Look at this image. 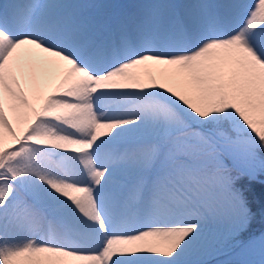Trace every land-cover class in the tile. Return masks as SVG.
Listing matches in <instances>:
<instances>
[{
    "label": "snow or ice",
    "instance_id": "6c2138e0",
    "mask_svg": "<svg viewBox=\"0 0 264 264\" xmlns=\"http://www.w3.org/2000/svg\"><path fill=\"white\" fill-rule=\"evenodd\" d=\"M264 264V0L0 3V264Z\"/></svg>",
    "mask_w": 264,
    "mask_h": 264
},
{
    "label": "bare ground",
    "instance_id": "6f19581e",
    "mask_svg": "<svg viewBox=\"0 0 264 264\" xmlns=\"http://www.w3.org/2000/svg\"><path fill=\"white\" fill-rule=\"evenodd\" d=\"M127 0H90V2L95 3H110V4H125ZM179 2V0H178ZM235 257L233 255L227 254V253H220L218 255H215L212 259L213 264H226L227 261L234 259Z\"/></svg>",
    "mask_w": 264,
    "mask_h": 264
},
{
    "label": "rangeland",
    "instance_id": "374dc122",
    "mask_svg": "<svg viewBox=\"0 0 264 264\" xmlns=\"http://www.w3.org/2000/svg\"><path fill=\"white\" fill-rule=\"evenodd\" d=\"M134 1V2H133ZM139 2V0H127L126 2H125V4H122V5H130V4H135V3H138ZM224 254V253H223ZM216 255H218V254H216ZM215 256V255H214ZM214 256H211V257H208V259L211 261V264H213V261H212V259L214 258Z\"/></svg>",
    "mask_w": 264,
    "mask_h": 264
}]
</instances>
